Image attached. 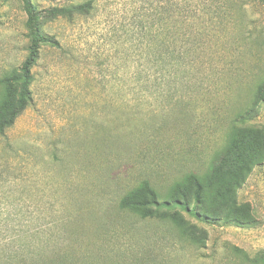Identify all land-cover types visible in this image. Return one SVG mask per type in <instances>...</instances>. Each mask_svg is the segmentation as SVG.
Returning <instances> with one entry per match:
<instances>
[{"label":"rangeland","instance_id":"374dc122","mask_svg":"<svg viewBox=\"0 0 264 264\" xmlns=\"http://www.w3.org/2000/svg\"><path fill=\"white\" fill-rule=\"evenodd\" d=\"M263 1L32 0L55 44L41 46L28 106L0 135V260L88 247L128 263L264 264V154L219 207L239 226L119 207L143 181L164 194L204 174L233 122L264 139ZM25 22L20 0H0V83L27 58Z\"/></svg>","mask_w":264,"mask_h":264},{"label":"trees","instance_id":"16d2710c","mask_svg":"<svg viewBox=\"0 0 264 264\" xmlns=\"http://www.w3.org/2000/svg\"><path fill=\"white\" fill-rule=\"evenodd\" d=\"M20 1L29 37L28 54L19 72L5 77L0 83L5 90L0 105L8 109L5 118L0 121V135H3L5 128L10 127L28 106L31 70L41 46L55 44L54 38L40 30L42 12L35 9L32 0ZM89 9V4H83L54 9L49 13L85 14ZM10 96H16V100L10 102ZM257 98H263L264 101V90L256 92L255 99ZM232 125L226 147L217 162L211 164L204 174H186L172 184L164 194L156 191L148 181H143L121 199L120 209L136 214L142 219L152 217L161 210H176L202 223L221 221L224 224L241 225V220L235 215L232 206L225 211L219 207L220 205L224 207L232 189L237 187L245 179L250 168L257 164L259 155L264 154V139L255 131L236 126V122ZM176 225L179 226V223ZM179 233L186 237L192 236L190 231ZM46 250H39L29 259L25 257L19 259L20 256L10 251L4 257L5 260H0V264H142L137 261L139 259L128 263L125 253L116 250L114 252L109 248L98 250L86 247L82 251L69 248L64 251Z\"/></svg>","mask_w":264,"mask_h":264}]
</instances>
